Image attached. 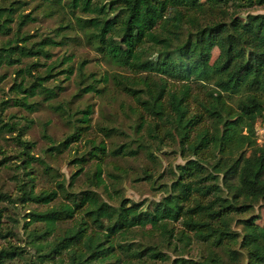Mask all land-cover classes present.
<instances>
[{
    "label": "trees",
    "instance_id": "16d2710c",
    "mask_svg": "<svg viewBox=\"0 0 264 264\" xmlns=\"http://www.w3.org/2000/svg\"><path fill=\"white\" fill-rule=\"evenodd\" d=\"M65 2L71 17L63 12L68 22L60 29L67 27L73 35L30 43V35L21 34L22 26L35 19L20 11L28 2L0 0V67L29 57L51 59V46L86 42L118 71L92 77L81 92L101 94L113 81L138 104L134 112L140 125L151 128L159 145L167 139L177 146L186 161L170 170L173 180L165 195L149 203L122 197L114 205L94 190H70L32 153L33 142L23 138L28 126L2 119L10 106L32 112L42 103L36 96L50 101L59 95L47 86L56 64L44 75L33 73L42 66L39 61L26 64L17 71L22 78L14 85L16 97L0 103V136L15 135L22 171L16 176L18 195L5 192L0 200L46 209L28 212L26 246L0 243V264H264V226L261 215L254 214L264 205V143L256 132L258 120L264 124V0ZM14 23L18 27L12 33ZM72 59L66 56L60 64ZM86 62L78 66L83 79ZM74 71L69 65L61 72L70 77ZM92 112L91 106L81 111L74 132L48 149L51 156L84 138ZM88 143L92 147L79 160L71 185L84 165L95 161L93 177L101 187V163L108 154L138 153L128 144L110 152L103 141ZM34 165L51 174L54 187L37 188ZM146 178L155 181L151 173ZM59 196L64 200L50 206ZM2 212L1 239L15 234L1 225ZM138 233L146 241L133 240ZM197 242L201 253L187 255ZM164 248H172L175 257Z\"/></svg>",
    "mask_w": 264,
    "mask_h": 264
},
{
    "label": "rangeland",
    "instance_id": "374dc122",
    "mask_svg": "<svg viewBox=\"0 0 264 264\" xmlns=\"http://www.w3.org/2000/svg\"><path fill=\"white\" fill-rule=\"evenodd\" d=\"M11 0H7L10 3ZM22 1V0H21ZM28 3L20 9L24 14H32L35 19L22 26L21 34L30 35V43L39 42L48 38H54L57 41L62 39L63 35L72 36L73 33L64 27L67 26L68 8L66 0H61L58 4L56 0H24ZM105 2L108 0H104ZM65 10V11H63ZM67 16L71 17L70 14ZM18 24H13V31L17 29ZM60 33V35H57ZM7 40V37H1ZM52 53L51 59L44 57L24 58L22 64L14 66L4 65L0 67V103L16 97L14 89L16 82L21 81L17 71L25 67L26 64L39 61L42 66L39 70H34V74H45L48 65L56 64L58 67L52 71L55 76L50 78L47 86L59 91V95L50 101H43L44 96L38 95L35 98L41 103L38 110L29 112L26 109L10 106L8 107L2 119L4 122L16 123L26 127L24 139L33 142L32 153L39 156L52 168L51 174L56 179L64 180L66 187L75 192L83 190H94L102 199L111 204L118 205L121 198H128L135 202H148L159 200L165 195V188L173 180V173L170 171L179 163H185L186 158L179 152L177 146L168 143H157L153 136L151 128L146 125H140L138 116L134 109L138 104L126 93H124L113 81H110L102 93H82V87L88 84L94 77L100 79L103 75L118 71V68L109 65L101 56L86 42L70 40L69 44L55 45L50 47ZM73 56V59L67 64H60L66 56ZM218 55V50L214 49L213 59ZM55 60V61H54ZM87 60L82 69L83 79L78 66ZM69 65L74 66V73L69 77L67 73L61 71ZM123 72V71H122ZM22 74V73H21ZM125 74H129L125 72ZM2 76H4L2 78ZM27 79L31 80L29 75ZM61 86V90L58 88ZM91 106V129L84 138L63 152L50 155L49 148L59 146L75 130L79 124L78 117H81V111ZM264 124L261 120L256 123V132L259 143H264ZM14 134L6 132L0 136V146L3 151L0 152V194L5 192L16 197L19 193L16 176L22 174L18 165L21 160L17 159L18 146L14 140ZM95 140L97 143L104 142L108 151L112 152L121 145L128 144L138 153L135 157L124 155L114 158L111 154L106 157L104 163H101L102 177L105 185L98 187L93 177L96 169V162L91 161L84 165L85 170L81 173L71 185L73 174L79 170L81 161H79L90 148L89 140ZM107 151V152H108ZM149 151L154 154L150 156ZM49 152V153H48ZM7 158V159H5ZM36 164V163H35ZM8 165V166H7ZM38 178L36 180L37 188L47 189L54 187V180H51V174L44 173L43 166L34 165ZM153 174L154 182L146 178V174ZM51 176V177H50ZM53 177V178H54ZM64 200L59 196L50 206L57 205ZM0 209L3 210L1 225L15 233L7 238H0V243L9 245V243L26 246L27 235L25 230V220L28 212L33 209L44 210L45 206H38L35 203H11L0 200ZM254 214L261 215L259 223L264 226V205L258 206ZM248 215V214H246ZM245 215V216H246ZM16 220V222L14 221ZM133 240H145L139 233ZM10 241V242H9ZM200 243H194L189 248L187 255L197 257L201 253ZM33 254V249L28 248ZM172 258L175 257L173 249L164 248Z\"/></svg>",
    "mask_w": 264,
    "mask_h": 264
},
{
    "label": "built area",
    "instance_id": "2783aa9c",
    "mask_svg": "<svg viewBox=\"0 0 264 264\" xmlns=\"http://www.w3.org/2000/svg\"><path fill=\"white\" fill-rule=\"evenodd\" d=\"M264 129V128H263Z\"/></svg>",
    "mask_w": 264,
    "mask_h": 264
}]
</instances>
